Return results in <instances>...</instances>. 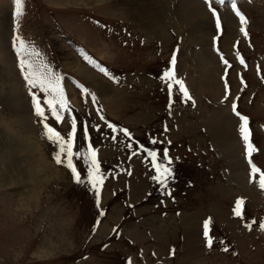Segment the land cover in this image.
Listing matches in <instances>:
<instances>
[{"label": "rangeland", "instance_id": "374dc122", "mask_svg": "<svg viewBox=\"0 0 264 264\" xmlns=\"http://www.w3.org/2000/svg\"><path fill=\"white\" fill-rule=\"evenodd\" d=\"M33 2L30 13L27 8H21L22 18L15 22L10 8L16 11L15 0L9 3L0 0V20L3 15L7 16L4 30L0 22V67L3 69L0 74V121L8 132V143H25L30 156L36 158L37 155L39 162L45 160L51 164L50 171L54 169L55 172L57 167L59 172L57 175L48 171L52 177L48 174L46 182L34 184L35 189L39 185L37 208L27 204L21 206L20 202L15 203L18 195L0 190V264H264V230L259 227L264 223V189L257 193L247 185L255 178L247 168H242L244 162H241L239 149L233 145L229 148L230 142H236L234 130L239 132L240 121L236 115L237 121L229 114L228 98H219L222 89H227L217 76L220 67L209 48L212 20L202 3L185 0L181 5L177 0H153L151 6L159 8L158 15H163L165 21L174 19L173 24L168 23L160 29L158 24L146 23L147 1L138 3L142 15H134L137 19L127 14L125 6L115 2ZM22 6L27 3L23 1ZM245 8L247 23L243 27L247 37L240 31L241 24L234 28L235 13L231 10L234 17L230 21L225 11L223 15L230 30L225 31L221 42L225 36L235 33L237 39L231 40L232 45L252 50L255 60L264 61V0H247ZM52 17L63 31L56 30ZM84 21H90L87 25L91 31L79 30V23ZM198 21L203 22L206 29ZM23 28L29 40L25 32L20 31ZM38 29L41 42L34 38ZM170 30L180 34L184 42L190 41L191 45L199 47L188 55L179 54L176 75L186 87V83H190L197 95L192 97L194 104L189 101V104L180 105L182 109H174V104L162 109L171 97H165L159 88L152 97L149 89L154 88L153 82L149 87L142 84L147 83L142 76H150V71L159 78L166 71L162 67L165 68V58L175 42ZM14 38L23 42L21 55L26 52V58L39 72L48 70L60 78L70 116L77 122L72 151L76 153L80 149L79 153H86L91 144L97 153L103 180L98 185V194L89 184V164L82 157H73L82 183L76 182L66 164H53L59 148L42 135L43 127L32 115L29 87L19 69L17 51L20 46L15 47ZM58 46L68 49L80 68L96 75L105 84L108 85L107 79L118 85L119 75L125 72L134 82L139 78L141 82L136 87L145 88L146 92L144 89L136 92L132 88V99L128 91L122 93L108 85L112 99H105L93 80L78 73L75 66L65 64ZM100 46L103 49H99ZM43 49L49 55L46 59L39 56ZM98 49L101 56L93 52ZM158 49L163 53L157 55ZM82 52L92 59L96 55L102 58L103 61L97 63L106 68L109 75L88 63ZM70 81L72 84H68ZM79 86L87 89L84 108L93 109L95 101L92 98L98 97L93 114L75 112L80 106L73 102L70 105L68 95L77 93ZM34 91L39 92L38 89ZM179 94L173 96L178 98ZM40 97L43 98L42 93ZM74 97L78 98L75 94ZM234 102L239 113L254 121V128L251 125L249 128L259 147L252 152V159L264 166V67L237 92ZM46 115L50 126L67 139L71 130L70 116L65 115L62 123L67 127L63 130L50 113ZM109 123L118 129H127L130 137L113 132L107 127ZM12 128H16V136ZM153 140L158 143L153 144ZM223 145L227 146L225 150ZM220 147L226 159L218 151ZM142 149L156 151L158 163H166L163 150H168L173 160V178L166 188L153 179L156 172L151 158ZM244 154L246 150L242 149L243 157ZM36 164L37 161L34 169L38 168ZM250 184L256 186V182ZM238 200L243 202L240 208L243 218L234 215ZM20 206L23 209L19 210ZM94 206L100 208L99 214L95 213ZM206 220L213 241L211 248L203 236ZM225 248L228 251H224Z\"/></svg>", "mask_w": 264, "mask_h": 264}, {"label": "snow or ice", "instance_id": "6c2138e0", "mask_svg": "<svg viewBox=\"0 0 264 264\" xmlns=\"http://www.w3.org/2000/svg\"><path fill=\"white\" fill-rule=\"evenodd\" d=\"M208 4L209 9L215 18V27L217 30L221 29V19L217 12V10L212 7L211 0H205ZM220 4H224L225 0H219ZM16 5V15L19 17L22 8V0H15ZM231 8L235 15L239 18V21L242 25L240 31L243 33L245 37H247L248 33L243 27L244 24L247 23L245 16L238 10L235 0H231ZM24 51V44L20 42L19 50L17 51V56L19 57V69L25 80L26 84L29 87V94L31 96V103L34 110V115L39 119V123L43 127L42 135L52 143L56 144L59 148L58 155L54 158L55 163L57 164H66L67 168L71 170V173L76 180L77 183H82L81 174L77 171L76 166L73 164V157L76 156L77 158H83L86 163L89 164V176L91 179L89 180V184L93 187V189L97 190L98 194V185L102 184L103 180L100 178V169L99 164L96 159L97 153L89 144L88 151L86 153H74L72 151L74 141L76 138L77 133V122L74 117L70 116L71 124H70V131L67 134V139L61 135L59 131H57L53 126L47 122L49 120V116L46 115L50 113L51 116L54 118L55 123H60L65 119V113H70V108L67 99L64 95V90L60 85V78L56 76L53 72L45 70L43 72H39L34 64L27 59V53L25 52L24 55H21V52ZM83 58L88 61V63L92 64L95 68H97L101 73L104 75H109L106 68L99 65L94 59H92L89 55L85 53H81ZM227 64V61H224ZM243 63V60H241ZM170 64L173 66L172 69L166 70L163 72L160 79L165 83L166 90L171 96L174 91V86H178V92L182 97L183 103H188L191 101L193 104L195 101L193 100L192 96L190 95L185 83L183 80L176 78L174 72V66L176 64V56L173 54L170 60ZM38 89L39 92L34 91ZM83 91H87V89H83ZM40 93L43 94V98L41 99ZM93 102L95 101V97L92 98ZM171 108V104L169 105ZM232 111L233 113L239 118V134L244 142L246 154L248 157H251L252 152L254 151L253 145L250 140V128H249V119L246 116H243L241 113L237 111V104L234 102L232 104ZM100 119L103 120L104 117L101 115ZM107 127L111 129L113 132H119L123 134L125 137H130V133L127 129L120 128L118 129L117 126L114 124H107ZM167 131V128H165ZM85 136H87V127L84 128ZM116 137H113L115 139ZM153 144L158 143V141L153 140ZM131 147V145H129ZM144 150V149H142ZM147 151L148 156L151 158V163L153 168L155 169L156 175L153 177L154 180L158 181L160 184L164 185L165 188L167 187V182L173 178V169L171 168V164L173 160L169 157V152L167 149L163 150V160L166 163H158V154L156 151L152 150H144ZM137 153L133 152V155ZM248 163L251 166V174L254 175L260 170L252 164L251 159L248 160ZM260 187L264 189V173H261L260 177ZM242 201L238 200L236 202L234 208V215L240 218H243L242 211L240 210ZM103 215V213H101ZM253 223H256L253 221ZM251 228V225H248ZM259 227L264 230V223H260ZM203 236L206 240V244L209 248L212 247L213 241L210 238L209 233V222L206 220L203 224ZM224 251H228L227 248ZM174 254V251H173Z\"/></svg>", "mask_w": 264, "mask_h": 264}, {"label": "bare ground", "instance_id": "6f19581e", "mask_svg": "<svg viewBox=\"0 0 264 264\" xmlns=\"http://www.w3.org/2000/svg\"><path fill=\"white\" fill-rule=\"evenodd\" d=\"M62 1H64V0H62ZM65 1H66V3H72L73 2L74 4H79V3L85 2L87 0H65ZM140 1L141 2L147 1V3L145 2L146 3V5H145L146 9L145 10H148L149 14L147 15L146 23H148V24L155 23L156 25L158 24L160 29L162 27H165L168 23L169 24L174 23V19H172V17L170 19H168L167 21H165V19L163 17H161L163 15H161V16L158 15L159 8L157 9L154 6H151V4H153L152 3L153 0H94V2H96V3L115 2L117 4L123 5L126 7V10L128 11L127 14H130L131 18H133V19H137L136 17H141V15H142L141 9L138 7V6H140V5H138V3ZM155 3L158 5L157 2H155ZM122 9H123V7H122ZM160 11H161V9H160ZM3 13H5V12H3ZM226 16L229 18L230 21H232L233 20L232 18L234 17V13L231 10H228L226 13ZM6 17H7L6 15H3L1 20H0V22L2 23V26H3V30L6 27V22H7ZM176 20H177V18H176ZM198 24L201 27H203L204 29H206V25L203 22L198 21ZM99 49H103V48L100 46ZM99 49L97 51H93V52L97 53L98 56H101L102 52H100ZM58 50H60V52L62 54H64V58L62 57V59H63V61L66 60L65 64H67L68 66H75L76 67L75 69L78 73L86 74L87 78H90L91 80H93L95 85L100 88L99 91H100V93H103L105 99H107L109 101H110V99H112L111 98L112 93H111L110 89L107 87L108 86L107 84H105L100 79H98L96 77V75H94L88 71L83 70L82 67H81L82 68L81 69L80 65L76 62L75 57L73 56V54L68 49H66L65 47H62V46H58ZM1 72H3V69L0 67V74H1ZM0 89H1V87H0ZM194 90H195V88H194ZM3 120H4V118H3ZM2 126H3L2 122L0 121V190L9 191V192L11 191V193H13L14 195H18L19 200L18 201L16 200V202L15 201L14 202L15 203L20 202L21 206L27 204L31 207L34 206L37 208L39 199L36 196V195H38L36 190L39 187L41 182L43 183L44 181L46 182L48 180L49 175L52 177V174H53L52 172H54V169H53V171H50V170H52L50 168L51 164H49L45 160L39 162L37 159L38 158L37 155H35L36 158L34 157V155L30 156L28 154L29 146L26 145L25 143L20 144V143H17L15 141L8 143V132H6V130ZM15 129L12 128V133L14 136L17 135ZM224 135H223V137H224ZM34 136H36V135H34ZM22 153H24V154H22ZM36 161H37L36 165L38 166V168L34 169V168H36L34 165V162H36ZM42 165H44V166H42ZM48 171H50L52 174L49 173ZM57 172H59V171L56 167L54 174L58 175ZM41 176H44V178L40 179L39 177H41ZM37 183L39 185H37L38 187L36 186V189H35L34 184H37ZM26 189H28V190L26 191ZM34 190H35V192H34ZM34 195H35V197L33 198ZM14 202L12 204H14ZM21 206L18 207L19 210L22 208ZM26 207H28V206H26ZM17 213H19V212H15L14 214L17 215Z\"/></svg>", "mask_w": 264, "mask_h": 264}]
</instances>
